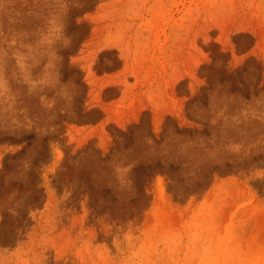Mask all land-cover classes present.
<instances>
[{"label":"rangeland","instance_id":"374dc122","mask_svg":"<svg viewBox=\"0 0 264 264\" xmlns=\"http://www.w3.org/2000/svg\"><path fill=\"white\" fill-rule=\"evenodd\" d=\"M0 264H264V0H0Z\"/></svg>","mask_w":264,"mask_h":264}]
</instances>
